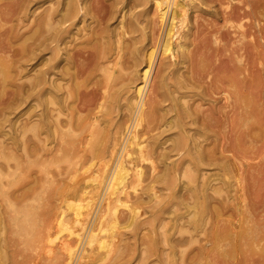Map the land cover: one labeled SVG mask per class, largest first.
Listing matches in <instances>:
<instances>
[{
  "label": "rangeland",
  "instance_id": "1",
  "mask_svg": "<svg viewBox=\"0 0 264 264\" xmlns=\"http://www.w3.org/2000/svg\"><path fill=\"white\" fill-rule=\"evenodd\" d=\"M64 2H69L76 13L64 24L70 27L67 39L76 32V42L81 43L78 47L92 56L86 68L98 60L99 49H117L119 40L123 42V59L130 65L136 62L135 56L142 59L153 44L156 57L147 87L146 108L150 109L161 98L159 92L166 100L157 117H147L143 122L146 136L156 125L163 124L162 129H166L165 125L178 121L180 103H190L196 111L201 106L208 107L209 103L196 92L203 90L208 94L211 78L230 75L232 67L239 64L235 55L233 61L228 58L230 52L225 48H240L243 68L237 75L239 80L235 86L218 81L222 87L220 104L227 102L226 93L235 90L236 94L231 92L230 98L234 106L228 108L230 117H219L221 129L213 126L219 131V144L216 147L209 140L207 147L208 154L233 160L235 171L228 175L226 187L213 192L217 199L212 201L202 229L191 232L185 226L188 219L201 216L196 213L195 203L192 204V195L211 180L219 183L223 176L215 166L198 163L194 151L179 150L170 153L168 168L163 163L154 180L122 183L131 192L130 198L128 202H118V222L111 224L112 210H107L106 204L110 199L111 186L108 188L107 184L112 170H108V177L99 187L90 185L89 177L103 170L99 162L104 158L90 144L94 139L100 140L102 134L98 130L103 126L102 131L111 134L114 123L119 122L126 110L116 102H109L104 108V118L94 119L98 109L92 104L94 110L89 112L87 101L93 97L94 83H89L92 66L75 79L82 84L79 91L67 98L63 96L61 101H48L43 91L49 83L37 80L42 76L45 58H55L59 51L55 42L52 51L47 50L46 25L40 19ZM184 3L186 16L178 15L173 22L175 30L180 29L181 33L165 55L162 43L169 18L166 22L160 17L156 0H0V14L5 8L12 9L6 19L0 16V264H264V26H261L264 14L260 12L264 10V0H250V6L242 0H184ZM243 10L249 14L244 15ZM230 11L235 16L226 22ZM53 25L57 28L58 21ZM242 31L247 33L244 39ZM179 37L182 40L188 37L191 42L186 55L177 44ZM60 52L66 55L63 48ZM162 61L168 62V67L160 76ZM142 67L143 63L129 70L136 77ZM95 70L97 74L104 73ZM163 80L164 86L160 88ZM187 84L196 92L181 97ZM133 94L132 88L129 95ZM243 95L251 99L250 106L245 105ZM44 108L50 109L48 117H42ZM191 120L192 117L189 126L193 127ZM176 131L184 136L178 128ZM187 136L191 149L189 132ZM222 141L229 149H222ZM107 143L103 141V145ZM172 143L173 140L168 141ZM186 159L191 163H183ZM172 161L175 164L171 165ZM129 167L132 176L138 167L133 164ZM234 174L239 179L231 176ZM85 189L94 197L78 224L74 222V209ZM115 199L112 202H117ZM221 199L224 201L219 203ZM70 204H75L74 209ZM131 208L136 210L135 217L130 216ZM72 229L76 232L70 234ZM91 236L96 237L91 240ZM173 236H187L190 241L172 243ZM69 243L73 248L71 256Z\"/></svg>",
  "mask_w": 264,
  "mask_h": 264
},
{
  "label": "bare ground",
  "instance_id": "2",
  "mask_svg": "<svg viewBox=\"0 0 264 264\" xmlns=\"http://www.w3.org/2000/svg\"><path fill=\"white\" fill-rule=\"evenodd\" d=\"M191 1H194V0H191ZM242 1H244L245 4L250 6V0H242ZM156 4L158 7H160V9H159L160 17L162 19H165L166 22H167V19L169 18V21H168L169 24H168V26H166L167 28L165 27L166 32L164 35V42L162 43L163 44L162 45L163 46V49H162L163 52L162 53L166 55V53L168 51H171V49H172V43H173V40H175L174 38H176V36L179 35V33H181L180 29L175 30L174 26H176V25H173L174 19L178 15L179 16L180 15L186 16V6L184 3V0H156ZM5 9L6 10L3 11V14H0V16L3 15L2 16L3 19L4 18L6 19L7 16L11 15V10H12V9L10 10L9 8H5ZM241 9H242V6H241ZM243 11H244L243 12L244 15L249 14V11H247V10H243ZM260 12H263L262 14H264V10H261ZM1 13H2V10H1ZM75 16H76V13L73 12L72 9L70 8L69 2H64V3H59L58 7H56L52 13H50L48 15H44L40 19V21L44 20L45 25H46L45 41H46L47 50L52 51V49H53L52 43L55 42L59 51H58L57 56L55 58H53V57L45 58L44 68L42 70V76L37 77V80L39 83H43L45 85L47 83H49V86L45 87L44 91H43V94L47 96L48 101H52V102L53 101H61V98H64L63 96H65V98H67L70 95H74V93L77 90L79 91V87L82 84L75 81V79L77 77H80L87 70L89 71V67L92 66L91 70H90V74H92V80L89 81V83L90 82L94 83L93 84L94 87L92 89L93 97L91 99H88L87 101H88V105H89V110H88L89 112L90 111L92 112V110H94L93 108H91L92 104L95 105L94 106L95 109H98V111L96 110L97 112H94L95 113L94 119L97 120L101 116H102L101 118H104L103 116L106 113V110L104 108L108 107L109 102H116L117 104H119V106L121 107L122 110H126L125 115H127L128 117H124L125 116L124 115L122 118H120L119 122L114 123V127H113L111 134L105 133V130L102 131L104 129V126H103V128H101V130H98L99 134H102L100 140L98 142H96L94 139V141L90 144L93 148V151L95 150L96 152L100 153V155L104 156L102 161L99 162V165L102 166L101 169H103V170L97 174L95 173L96 175L92 176L91 179H90L91 176L89 177V180L91 181L90 185L93 184L96 187H99L100 183H102L104 178L108 177V175H109L108 170H112V175H110V176H112V178L111 177H110L111 179L108 178V181L110 179V182L107 184L108 188H110V186H111V189L108 192V193H110V196H109L110 199L107 201V204H106L107 210L108 209L112 210L111 211V214H112L111 224L114 223V225H115L118 222V218H119L118 211H119V207H120L119 206L120 203H118V202L119 201H121V203H122V201L128 202L129 198H130L131 192L129 190H127L126 186L123 187L122 183L129 182L130 184H132L134 181H139V182L141 181L142 182L143 180H146V179L147 180H154V178L156 177L154 175L155 172L157 171L158 168L162 167L163 163H164V166L168 168L169 159L171 157L170 153L174 150H177V151L179 150V151H186V152L187 151H189V152L194 151L196 153L195 158L198 161V163L203 164V165L215 166V168H217L220 171V174L223 176V179L219 178V181H220L219 183L212 182L213 180H211L208 183H205L200 191L195 192L192 195V198L194 200L192 202V204L195 203L194 205L197 209L196 213L200 212L201 216H197L194 219H192V218L188 219L187 220L188 223L185 224V226L187 228H189L188 230H190V231H191V229H194V230H197L199 228L202 229L203 226L206 224V220L208 219V217L210 215L211 203L213 200L217 199L214 195L215 191L218 192L223 187H226V184L228 185V182L226 181L228 175L230 173L231 174L234 173V171H235L234 165H236V163L233 160H230V158H227V156H225V157H216L215 156L214 157L212 154H208V150H207L208 148L207 147L210 144V142H208L209 140L211 141V143L213 142L216 147H217V144H219L218 143V139H219L218 132L219 131H216L213 128V126L215 127V125H216L217 127H219L221 129L222 124L220 123L221 119L219 117H230L229 116L230 110L228 108L231 105H232V107L234 106V103L230 102L231 101L230 98H231V92L234 95L236 94L235 90L230 91V93H226L225 98H226L227 102L226 103L222 102L223 104H220L219 94L222 92L221 91L222 87L218 84V81L221 83L224 82V84L235 86L234 84L236 83L237 80H239L237 75L241 74L240 72H242V68H243L242 66H240V63L243 62V59H242L243 56L241 57L242 54L239 53L240 48H237V47L225 48V50L227 52L228 51L230 52L229 54H227L228 58L231 61H233V59H234L233 55H235V57H236L235 61L238 62L237 64H239V66L234 64L235 66L232 67L233 72L230 73V75L229 74L220 75L217 79L211 78L209 83H208L209 84L208 85V87H209V93L208 94L206 92H203V90L200 92H198V91L196 92L194 87L192 85H188V84L185 86L187 91L181 93L182 94L181 97H186L188 94L190 95L189 92H191V91L196 92V94L201 95V98L203 100H205L209 103L208 107L203 108L201 106L202 108L201 107L196 108L197 109V111H196V110L192 109V105L190 103H188V104H186V102L180 103L181 107H180V109H177V113H176V115H177L176 117H179L178 121L174 122V124H172V125L171 124L165 125V126H167L166 129H162L161 126L163 124L156 125L150 131L154 132L155 129H158L159 131L157 133H153V134H151L149 131L148 135L146 136L145 134L147 133V131L146 132L143 131V129H144L143 128V122L145 121V119L147 117H157L158 114L160 113V111L162 109H164L163 102L166 100V98H164L163 94H161L159 92L158 97L160 96L161 98H158L157 99L158 101H155L150 106V109L146 108V104H147V100H146L147 94L146 93H147V89H148L147 87L149 86V80L152 77V68L154 67V63H155L154 61H155V57H156L155 56V48L153 47V44H152V47H150L149 49H147L145 51L142 59H139L137 56H135L134 59H136V62H134L130 65V64H126V61H124V59H123V57H124V54L122 52L123 51V46H122L123 42L122 41L120 42V40H119V47L117 49H115V47H112V48L111 47H105L104 50L99 49L97 52L95 51L96 50L95 49L94 51L96 52V55H97L96 57H98V60L95 63H93V65L86 68L87 63L89 61V58L90 57L92 58V56L91 55L89 56V52L87 53L88 55L85 54L87 52L86 49H85V51H83L80 46H79L80 48L78 47V45L81 43L76 42V39H77L76 37L78 36V34L76 32L73 33V37H70L69 39H67L68 38L67 33L70 31V27L64 26V24L66 22H68L70 19H72ZM234 16L235 15H233V12L230 11L228 13V16H226V22L232 21ZM104 18H105V16H104ZM51 19L52 20L56 19L58 21L59 26L57 28L54 29V25H53L56 20L52 21ZM163 22H164V20H163ZM230 26H231V24H230ZM241 26H243V25H241ZM261 26H264V25L261 24ZM261 28H260V30H261ZM160 32H161V29H160ZM4 33H6V32H4ZM95 36H96V34H95ZM246 37H247V33L243 32L242 38L244 39ZM161 39H162V37H161ZM188 39L189 38L187 37L185 40H182L179 37L178 41H177V44H178L179 48L182 50L183 55L187 54V49L189 48V46L191 44V42ZM83 42L87 43V41H83ZM245 43L247 44V41ZM62 44H65V46L60 47ZM156 46H157V44H156ZM62 48L64 50V53L66 54L65 56H63L60 52V49L62 50ZM159 48H160V45H159ZM245 50H247V49H245ZM185 57H187V56H185ZM186 60H187V58H186ZM91 63H92V61H91ZM142 63H143L142 69L139 70L138 76L134 77L132 74V71L129 69H131L133 66H137V65L139 66ZM161 66H162V68L160 69V76L164 72V70L167 69L168 62L162 61ZM232 66H233V64H232ZM95 69L103 70L104 73L97 74L96 73L97 71ZM127 70H129V72ZM190 71H191V69H190ZM195 78H197V77H195ZM162 79H164V78H162ZM74 81L77 83H75ZM263 83H264V74H263ZM161 84H160V88H163L164 80ZM261 84H262V82H261ZM132 88L134 90V94L129 95V91L132 90ZM82 91H84V90H82ZM202 93L204 95H202ZM123 98L126 99V102L120 103V101ZM80 99H81V97H80ZM242 100L243 101L245 100L246 104L243 102V104H245V105H249V103L251 102V99H248V97H246L245 95L242 96ZM77 104H79V103H77ZM235 105H236V103H235ZM198 106H200V105H198ZM77 109H78V107H77ZM165 109H168V108L165 107ZM194 109H195V107H194ZM48 111H50V109L44 108V113H43L42 117H48L49 116ZM191 117H192V120L190 123L195 125L193 127L189 126L188 120ZM247 117H249V116H247ZM169 121H171V120H169ZM113 122H114V120H113ZM146 124H148V123H146ZM84 125H86V124H84ZM97 125H102V124H97ZM176 128H178V130L183 133V135H184L183 137L179 134L177 135ZM94 131H96V130H94ZM94 131L91 130V133ZM188 132H189V137L193 141V146L191 149H190V147L187 146L189 143L186 142V138L188 137L187 136ZM143 135H145L146 137ZM105 140L108 143L103 145V141H105ZM169 140H173V143L168 144ZM86 141H88V140H86ZM88 143H89V141H88ZM221 145H222L221 147L223 150L229 149L224 145L223 141H222ZM222 152H224V151H222ZM209 153H211V150ZM183 161H184L183 163H185V162L188 164L191 163L190 159H186ZM129 164H133L134 167H136V166L138 167L137 169L135 168V173L132 176H129V169H130ZM173 164H175V161L171 162V165H173ZM145 166L148 168L147 169L148 172H147V170L145 171L143 169V167H145ZM156 173H158V172H156ZM231 176H233L237 179H239V177H240V176H237L235 174L231 175ZM136 188L137 187H135L134 189L136 190ZM97 190H98V188H97ZM103 191L104 190H102V193H103ZM105 191H106V189H105ZM88 193H89V191H87L85 189L83 192V196L80 198L81 201L76 204L77 207H75V204H70V208H73L72 206L75 207V209L73 208L75 211L74 212V215H75L74 222H76V223L80 222L78 224L82 223L81 220H83V219H81V218L84 215V213L86 212L85 208H88V206L92 203V200L94 197V194L89 195ZM113 194L114 195L117 194V195L111 196ZM122 194H124V195H122ZM99 196H101V195H99ZM105 196H106V194H105ZM114 198H116L115 200H117V202H115V203L112 202V199H114ZM102 199L104 200V198H102ZM221 201H224V200L221 199L219 203H221ZM220 205H222V204H220ZM99 209H101V208H99ZM135 211H136L135 208H131L132 213L130 214V216H134V213H136ZM61 214H62L61 219L63 220L64 213L61 212ZM134 217H132V218H134ZM79 226H81V225H79ZM68 227L70 228L71 226H68ZM100 227H102V226H100ZM77 228H79V227H77ZM83 228H80V229H83ZM93 230H94V228H93V226H91L90 232ZM74 232H76V231H73V229H72L70 234H73ZM79 234H81V236H82V233H79ZM93 235H95V233ZM79 236L80 235H78L77 237H79ZM87 237H89V235ZM91 237H92L91 240H94L96 236H91ZM97 241H98V239H97ZM189 241H190V238H188L187 236H178V237L173 236L171 238L172 243L182 244V243H187ZM67 242H70V241H67ZM89 242L91 243V241H89ZM67 248H68V251L70 253L68 255L71 256L73 253V248L70 246V243L67 246ZM74 249H76V248H74ZM78 251H79V249H78ZM72 259H73V256H72Z\"/></svg>",
  "mask_w": 264,
  "mask_h": 264
}]
</instances>
